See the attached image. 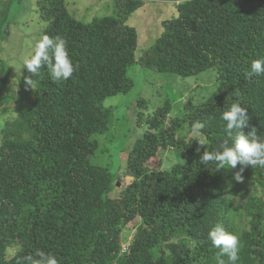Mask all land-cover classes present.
Here are the masks:
<instances>
[{"label": "trees", "instance_id": "1", "mask_svg": "<svg viewBox=\"0 0 264 264\" xmlns=\"http://www.w3.org/2000/svg\"><path fill=\"white\" fill-rule=\"evenodd\" d=\"M145 1L174 3L178 15L162 22L161 36L137 59L138 36L126 22ZM113 2L114 17L83 23L65 0L33 1L46 24L42 34L66 41L76 70L67 81H52L46 68L32 76V99L15 103L16 118L1 131L0 264L36 250L55 254L60 264H216L218 249L207 233L217 224L240 237L237 264H264V168H244L255 192L245 190L239 209L231 193L241 166L217 170L199 162L204 149L228 140L219 117L230 102L247 108L245 134L252 127L264 134V76H246L251 61L264 57V0ZM133 65L158 75L216 76L202 89L206 97L177 109L167 100L145 114L149 103L137 99L143 130L118 153L123 168L113 173L95 164L96 137L110 134L125 114L104 102L131 92ZM5 76L0 68V88ZM9 103L3 99L0 107ZM195 121L206 122L203 146L191 135ZM105 151L111 156L114 146ZM121 174L130 180L125 186ZM127 233L134 235L124 250Z\"/></svg>", "mask_w": 264, "mask_h": 264}, {"label": "rangeland", "instance_id": "2", "mask_svg": "<svg viewBox=\"0 0 264 264\" xmlns=\"http://www.w3.org/2000/svg\"><path fill=\"white\" fill-rule=\"evenodd\" d=\"M33 1L15 0L12 3L5 4L3 0H0V33H2L0 34V68H2L3 74H7V77L5 76L2 79L0 103L3 102V99L10 101L9 104H3L0 107V142L2 139L1 131L5 124L16 118L15 103L25 105L33 96V89L26 84L22 74L24 70L23 60L31 52L29 43H34L46 28V24L38 18L37 8L33 6ZM65 1L71 17L83 23L116 15L113 0ZM177 15L178 11L174 3L159 1H145L144 5L132 14L126 25L135 29L138 36L137 59L142 52L152 47L161 36L164 31L162 22L172 20ZM127 76L133 84L131 92L127 95L107 98L104 102V107H113L116 113L120 111L123 114L126 110L125 114L122 115L121 119H118V122L114 123L113 128L110 130V134L114 138L110 134L96 137L99 142L98 153L101 156L95 164L101 166L106 164L113 173L118 171L120 165V168H123L118 153L125 147H131L143 130L138 125L134 114L137 99L142 98L149 103V110H146L145 114L152 112L155 107L163 105L167 100L176 109L181 103L190 99L193 100L192 102L197 103L202 97H206V92L202 89L209 88L215 82L216 74L208 70L197 77L182 78L175 75L153 74L141 70L138 65H133L128 70ZM3 109L8 110L3 113ZM142 111L144 112V110ZM183 133L186 138L189 136L188 131L184 130ZM112 145L114 151L109 156L105 148ZM172 154V152H169L167 158H170L173 162L174 156ZM177 159L182 162L179 156ZM167 165L168 162L165 166ZM238 172L240 171H236L234 174L236 175ZM240 174L242 180H236L237 183L233 184V192L231 193V199L239 209L245 201L243 198L246 194L245 190H248L249 194L255 192L254 185L245 177V173ZM119 177L123 182L122 174ZM129 182V179H125L124 186ZM238 220L237 217L236 221ZM128 235L131 236V234ZM127 245L128 243H123V247ZM12 253L10 251L9 255H12Z\"/></svg>", "mask_w": 264, "mask_h": 264}, {"label": "clouds", "instance_id": "3", "mask_svg": "<svg viewBox=\"0 0 264 264\" xmlns=\"http://www.w3.org/2000/svg\"><path fill=\"white\" fill-rule=\"evenodd\" d=\"M29 48L31 52L23 60V69L31 74L30 77L25 78V82L32 89L37 83L32 76H39L42 68L47 69L49 78L54 82L67 81L73 76L76 66L69 56L66 41L61 36L50 37L42 34L34 43H29ZM246 76L248 78L264 76V57L251 61ZM246 113L247 108L239 101L230 102L219 117L224 122V131L228 140L219 149H204L199 160L205 165L213 162L217 170L225 169L226 166L234 169L239 164L240 172L235 176L237 181L242 180L240 173L247 166L264 168V134H258L255 127H252L247 134L242 131L249 125V117ZM205 127L206 122L201 121H195L191 125V135L198 137L197 141L202 146L203 140L200 137ZM228 141H231L230 145ZM197 151L199 152V149ZM128 234L131 233H127L128 245L123 247L124 250L129 246L134 235V233L131 236ZM207 240L211 242L213 248L218 249L215 254L216 264H237L240 260V237L226 231L222 225L217 224L212 227L207 233ZM16 264H60V260L51 252L36 250L34 255L18 257Z\"/></svg>", "mask_w": 264, "mask_h": 264}]
</instances>
